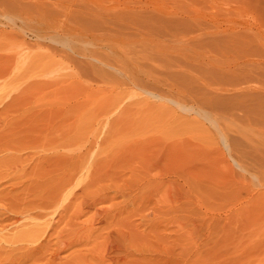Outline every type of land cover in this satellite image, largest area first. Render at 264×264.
Returning <instances> with one entry per match:
<instances>
[{"label": "rangeland", "instance_id": "obj_1", "mask_svg": "<svg viewBox=\"0 0 264 264\" xmlns=\"http://www.w3.org/2000/svg\"><path fill=\"white\" fill-rule=\"evenodd\" d=\"M0 144V264H264V0H0Z\"/></svg>", "mask_w": 264, "mask_h": 264}, {"label": "bare ground", "instance_id": "obj_2", "mask_svg": "<svg viewBox=\"0 0 264 264\" xmlns=\"http://www.w3.org/2000/svg\"><path fill=\"white\" fill-rule=\"evenodd\" d=\"M29 102H30V101H29ZM4 106H5V105H4ZM1 112H2V111H1ZM11 135H12V134H11ZM15 136H16V135H15ZM10 138H11V137H10ZM0 145H1V144H0ZM14 147H15V146H14ZM16 148H17V147H16ZM18 148H19V147H18ZM3 149H4V148H3ZM12 149H13V148H12ZM5 150H6V149H5ZM16 150H17V149H16ZM7 154H8V153H7ZM15 154H16V153H15ZM9 155H10V154H9ZM19 158H20V157H19ZM19 158H18V160H19ZM8 159L10 160V158H8ZM8 159H7V160H8ZM11 159H12V158H11ZM14 160H15V158H14ZM14 160H13V161H14ZM5 163H6V162H5ZM17 163H19V162H17ZM7 164H8V163H7ZM7 164H6V166H7ZM8 165H10V164H8ZM18 165H19V164H18ZM10 166H11V165H10ZM7 167H8V166H7ZM13 167H15V166H13ZM14 172H15V171H14ZM6 173H7V172H6ZM6 173H1V174H3V175H1V176L3 177L4 174H5V176L7 177V176H8V173H7V175H6ZM11 173H12V172H11ZM11 176H13V175H11ZM2 177H0V178H2ZM2 180H3V179H2ZM1 184H2V183H1ZM8 185H9V184H8ZM8 191H9V190H8ZM0 195H1V194H0ZM14 195H15V194H14ZM1 196H3V195H1ZM17 196H18V195H17ZM6 197H8V196H5V200L7 199ZM9 199H11L10 196H9ZM9 199L6 200V201H9ZM45 199H47V198H45ZM0 200H4V198L2 197V198H0ZM11 201H13V200H11ZM11 201H9V202H11ZM16 201H17V200H16ZM16 201H15V203H17ZM1 203H2V201H1ZM3 203H4V202H3ZM6 203H8V202H5V204H6ZM11 203H12V202H11ZM15 203H14V204H15ZM47 203H48V202H47ZM45 204H46V203H45ZM0 205H4V204H0ZM6 207H7V206H6ZM0 208H2V207H0ZM7 208H9V207H7ZM3 209H4L3 211L6 212V214H7V212H9V210H11V209L8 210V209H6V208H3ZM15 210H16V209H15ZM23 210H24V209H23ZM21 211H22V210H21ZM18 212H19L18 214H20V211H18ZM24 212H25V211H24ZM24 212H21V213L24 214ZM26 213H28V211H27ZM26 213H25V214H26ZM46 213H47V212H46ZM46 213H45V216H46ZM18 214L15 212V215H18ZM29 214H30V213H29ZM42 214L44 215V213H42ZM0 216H1V215H0ZM20 216H22V215H20ZM20 216H19V217H20ZM23 216H24V215H23ZM26 217H27V215H26ZM26 217H25V218H26ZM16 218H17V217H16ZM16 218H15V219H16ZM23 219H24V218H23ZM20 220H21V218H20ZM26 220H28V219H26ZM18 221H19V219H18ZM21 236H22V235H21ZM16 238H17V237H15L14 239H16ZM17 240H19V238H17Z\"/></svg>", "mask_w": 264, "mask_h": 264}]
</instances>
